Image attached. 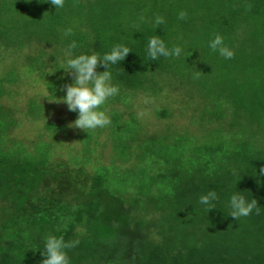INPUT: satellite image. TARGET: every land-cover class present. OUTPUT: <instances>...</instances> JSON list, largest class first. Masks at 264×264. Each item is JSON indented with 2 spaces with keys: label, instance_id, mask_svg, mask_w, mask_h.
<instances>
[{
  "label": "trees",
  "instance_id": "16d2710c",
  "mask_svg": "<svg viewBox=\"0 0 264 264\" xmlns=\"http://www.w3.org/2000/svg\"><path fill=\"white\" fill-rule=\"evenodd\" d=\"M217 34L232 59L208 47ZM153 36L181 47V56L149 60ZM73 40L76 54L132 50L110 66L120 90L101 110L110 108L111 124L84 130L68 169L51 162L48 146L8 147L17 124L0 106V264H41L49 235L79 241L67 250L69 264H264V0H65L57 10L47 0H0V56L27 51L25 73L51 70L44 84L53 98L72 83L64 50ZM12 77L0 78V98ZM174 88L198 105L199 137H144L112 107L126 94L156 98ZM27 109L32 118L41 110L33 101ZM102 132L128 166L91 163L90 142ZM210 190L218 200L208 212L199 198ZM236 191L257 201L258 215L230 216Z\"/></svg>",
  "mask_w": 264,
  "mask_h": 264
},
{
  "label": "rangeland",
  "instance_id": "374dc122",
  "mask_svg": "<svg viewBox=\"0 0 264 264\" xmlns=\"http://www.w3.org/2000/svg\"><path fill=\"white\" fill-rule=\"evenodd\" d=\"M27 54L28 52L25 51L22 54L7 53L0 56V78L11 73L12 78L16 79L12 85L3 84L5 93L0 98V106L5 112H10L9 118L17 124L12 126L8 133L7 146H12L13 143L20 144L26 147V151H39L44 146H48L54 155L51 162H59L70 169V159L82 150L79 137L85 131L68 127L77 117L71 116L72 112L67 110V106L60 103L59 100L65 93L61 91L60 95L53 98L46 88L44 82L51 77V70L45 71L44 78L24 72V57ZM48 74L49 78H47ZM62 87L59 85V89ZM185 96L182 90L176 88L164 91L156 98H148L141 93L126 94L123 101L112 107L121 114L122 123L135 120L144 137H179L186 133L199 137L200 128L196 122L200 117L198 105L190 98L188 101ZM30 101L41 108L34 118L25 116ZM104 111L107 113L110 108L106 107ZM161 111H167L168 116L159 118L157 112ZM49 125L52 126L51 130L47 128ZM109 133L102 132L90 142V148L94 150L91 163L97 167H109L115 160L116 166L124 168L128 165H121V161L116 158ZM137 139L138 143H132L133 149L143 143V138L139 136ZM132 163L129 162V166ZM87 170L92 173L90 165ZM46 187H51L50 183ZM61 192L63 199H69V194L64 189ZM3 219H7V215L3 212L2 216L1 211L0 223ZM41 241L42 239L40 243Z\"/></svg>",
  "mask_w": 264,
  "mask_h": 264
},
{
  "label": "clouds",
  "instance_id": "9594fccd",
  "mask_svg": "<svg viewBox=\"0 0 264 264\" xmlns=\"http://www.w3.org/2000/svg\"><path fill=\"white\" fill-rule=\"evenodd\" d=\"M47 2L57 10L64 7L65 0H47ZM179 15L183 19L185 13L181 12ZM163 23L162 17H156L157 26ZM64 35L71 36L72 29L66 28ZM78 47L77 42L73 40L64 50V67L67 69L65 73L72 78V83L65 84L59 89L65 93L59 101L67 106L69 112L77 114V119L68 127L83 131L105 128L111 124V118L101 108L110 98L118 95L120 90L119 85L113 80L110 66L124 61L132 50L126 44H115L110 51L102 55L94 51L91 54H76L75 50ZM208 47L226 60L232 59L235 54L225 45L224 38L218 34L209 42ZM182 51L179 46L168 47L159 36L150 37L147 41L146 54L151 61H156L160 57H179ZM99 68L104 70L97 71ZM260 174L264 175V167L260 168ZM217 200V192L210 190L200 196L199 203L209 212L215 208L214 202ZM228 206L230 216L235 220L248 217L254 210L257 215L260 212L257 201L247 200L239 191L231 195ZM78 244V240L65 242L62 236L49 235L43 242L44 251L41 255L44 258L41 264H69L67 250Z\"/></svg>",
  "mask_w": 264,
  "mask_h": 264
}]
</instances>
